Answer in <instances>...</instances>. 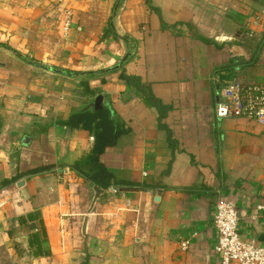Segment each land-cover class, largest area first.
Wrapping results in <instances>:
<instances>
[{
  "label": "crops",
  "instance_id": "obj_1",
  "mask_svg": "<svg viewBox=\"0 0 264 264\" xmlns=\"http://www.w3.org/2000/svg\"><path fill=\"white\" fill-rule=\"evenodd\" d=\"M235 76L264 83V0H0V252L18 264H222L220 198L236 205L241 239L264 243V125L215 113ZM101 109L123 128L101 160L125 183L103 190L74 167L94 132L67 123Z\"/></svg>",
  "mask_w": 264,
  "mask_h": 264
},
{
  "label": "built area",
  "instance_id": "obj_2",
  "mask_svg": "<svg viewBox=\"0 0 264 264\" xmlns=\"http://www.w3.org/2000/svg\"><path fill=\"white\" fill-rule=\"evenodd\" d=\"M72 18L73 13L67 10L64 31L70 29ZM215 113L219 118L245 117L264 125V83L238 76L222 82ZM5 203L0 198V217ZM258 208L264 209V205L259 204ZM238 225L236 205L226 199H218L213 213V226L218 233L215 250L222 264H264V243L242 240Z\"/></svg>",
  "mask_w": 264,
  "mask_h": 264
},
{
  "label": "trees",
  "instance_id": "obj_3",
  "mask_svg": "<svg viewBox=\"0 0 264 264\" xmlns=\"http://www.w3.org/2000/svg\"><path fill=\"white\" fill-rule=\"evenodd\" d=\"M128 84L141 89L146 98L155 105H161L159 100L154 97L150 88L144 85L139 78L122 74ZM231 78H228L229 80ZM224 79V82L227 81ZM71 126L82 125L94 132L95 145L92 151L77 161L75 169L82 173L86 178L94 182L99 190L106 189L112 185L120 187L125 183L115 178L108 171L107 167L101 160V156L108 146L116 144L119 136L123 132L120 121L112 115L109 109L86 110L84 112L74 113L67 122ZM9 181H6L8 183Z\"/></svg>",
  "mask_w": 264,
  "mask_h": 264
},
{
  "label": "water",
  "instance_id": "obj_4",
  "mask_svg": "<svg viewBox=\"0 0 264 264\" xmlns=\"http://www.w3.org/2000/svg\"><path fill=\"white\" fill-rule=\"evenodd\" d=\"M131 56H132V50H129L128 53L125 55V57H123V58L121 59L120 63H119L118 65H116L115 67H113L112 69H113V70H117V69L121 68V66H122L127 60H129V59L131 58ZM102 103H103V97H102V96H98V97L96 98L95 107H96V108H100V106L102 105ZM121 190H122V191H132V190H134V188H132V187H122Z\"/></svg>",
  "mask_w": 264,
  "mask_h": 264
},
{
  "label": "rangeland",
  "instance_id": "obj_5",
  "mask_svg": "<svg viewBox=\"0 0 264 264\" xmlns=\"http://www.w3.org/2000/svg\"><path fill=\"white\" fill-rule=\"evenodd\" d=\"M10 264H18V263H14L13 262V259L11 257H9V253H3V252H0V261H11Z\"/></svg>",
  "mask_w": 264,
  "mask_h": 264
}]
</instances>
